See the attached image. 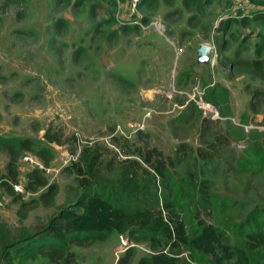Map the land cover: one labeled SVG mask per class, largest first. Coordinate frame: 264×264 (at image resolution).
<instances>
[{
	"label": "rangeland",
	"instance_id": "1",
	"mask_svg": "<svg viewBox=\"0 0 264 264\" xmlns=\"http://www.w3.org/2000/svg\"><path fill=\"white\" fill-rule=\"evenodd\" d=\"M143 1L0 0V133L30 136L38 149L50 147L56 170L45 174L59 185L51 205L24 206L0 189L1 250L9 243V229L32 232L76 199L79 187L64 170L65 160L70 163L84 143L96 140L117 151L113 131L139 144L148 141L149 133L150 143L166 154L183 141L207 147L206 141L220 135L226 143L215 150L206 174L213 191L230 200L224 216L240 221L264 204V171H242L237 164L252 142L251 133L264 131V75L239 63L260 58L254 45L264 40V24L241 22L259 0H250L252 7L242 14L229 0ZM232 19L228 31L222 30L223 22ZM201 45L215 46L207 65L197 62ZM214 84L230 90L231 116H220L203 100V90ZM49 127L64 130V140L76 135L78 148L70 141L48 142L44 133ZM241 130L245 136L234 134ZM111 150L108 160L115 155ZM7 154L0 150L3 169ZM26 154L36 153L20 156L24 185L32 169ZM191 161L186 167L194 166ZM46 188L29 191L23 199L38 197ZM132 245L138 249L132 264H138L149 245L126 233L73 249L78 264H117ZM15 249L9 248L10 257L19 253L25 264L46 262L40 256L27 259Z\"/></svg>",
	"mask_w": 264,
	"mask_h": 264
},
{
	"label": "trees",
	"instance_id": "2",
	"mask_svg": "<svg viewBox=\"0 0 264 264\" xmlns=\"http://www.w3.org/2000/svg\"><path fill=\"white\" fill-rule=\"evenodd\" d=\"M158 2L144 0L143 4ZM256 3L258 6L242 18L243 25L249 26L253 21L264 24V0ZM234 21L226 20L221 29L227 32L229 23ZM254 47L260 58L239 63H248L264 75V40ZM202 98L218 109L220 116H231L230 90L225 86L205 88ZM113 134L117 151L100 140L87 142L77 158L64 165V170L77 181L76 199L32 232L26 227L9 229V243L0 249V264L4 260L7 264H25L19 253L10 257L12 246L17 247V252L22 250L21 255L27 259H46L33 264H78L74 246L105 241L114 232L126 233L137 243H148L149 251L139 258L138 264H264V204L253 207L240 221L226 218L230 200L213 191L212 180L206 174V168L216 158L215 150L226 143L225 139L218 135L206 141L207 147L197 148L183 141L173 154H166L150 143L149 133L144 144L116 135L115 131ZM234 134L245 136L242 130ZM64 135V130L51 131L50 127L44 133L48 142L70 141L73 148H78L76 135L65 140ZM251 136L252 142L237 164L242 171H264V131H255ZM35 145L33 137L0 133V150L9 156L5 169L0 166V189L21 200L24 206L36 202L51 205L59 185L49 181L45 169L34 166L27 172L28 191L39 192L47 187L38 197L24 200L13 186L19 182V160L25 151L35 152L46 166H51V148L38 149ZM110 150L115 155L108 160ZM193 159L194 166L186 167ZM216 212L221 218L215 216ZM137 251V245L129 246L117 264H132Z\"/></svg>",
	"mask_w": 264,
	"mask_h": 264
},
{
	"label": "built area",
	"instance_id": "3",
	"mask_svg": "<svg viewBox=\"0 0 264 264\" xmlns=\"http://www.w3.org/2000/svg\"><path fill=\"white\" fill-rule=\"evenodd\" d=\"M231 2L233 3L234 8L237 11H241V12H245L252 7L250 0H231ZM208 46H210L211 54H212V51L215 50V46H213V45H208ZM211 61H212V59H211ZM202 103H204V102H202ZM76 154L78 155L79 152H77ZM24 161L26 163H28L31 167L38 166V167L43 168V169L48 170V171L49 170L53 171L54 169L56 170L55 167L46 166L45 163L43 164V162L36 155H33V154L24 155ZM69 161H70V159L65 160V164H67ZM13 186H14V189L18 193H21L22 195H26L29 193V191L26 188V185H24L20 182L13 183Z\"/></svg>",
	"mask_w": 264,
	"mask_h": 264
},
{
	"label": "water",
	"instance_id": "4",
	"mask_svg": "<svg viewBox=\"0 0 264 264\" xmlns=\"http://www.w3.org/2000/svg\"><path fill=\"white\" fill-rule=\"evenodd\" d=\"M211 61V48L208 45H201L198 48L197 62L207 65Z\"/></svg>",
	"mask_w": 264,
	"mask_h": 264
},
{
	"label": "clouds",
	"instance_id": "5",
	"mask_svg": "<svg viewBox=\"0 0 264 264\" xmlns=\"http://www.w3.org/2000/svg\"><path fill=\"white\" fill-rule=\"evenodd\" d=\"M211 62V61H210ZM206 103V102H205ZM208 104V103H207ZM211 105V104H210ZM214 107V106H213ZM217 110V109H216ZM218 111V110H217ZM218 113H219V111H218ZM68 164V163H67ZM65 165V164H64ZM15 183V182H14ZM22 195V194H21ZM23 196V195H22Z\"/></svg>",
	"mask_w": 264,
	"mask_h": 264
}]
</instances>
